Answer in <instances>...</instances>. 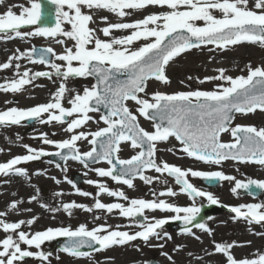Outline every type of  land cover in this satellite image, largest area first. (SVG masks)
I'll list each match as a JSON object with an SVG mask.
<instances>
[{
  "label": "snow or ice",
  "instance_id": "1",
  "mask_svg": "<svg viewBox=\"0 0 264 264\" xmlns=\"http://www.w3.org/2000/svg\"><path fill=\"white\" fill-rule=\"evenodd\" d=\"M29 3L30 6L19 5V13L13 11L14 6L0 13V40L63 37L66 39H57L56 42L64 45V49L61 53H56L52 47L37 49L33 46L28 50H17L18 54L10 56L8 62L0 63V69H9L14 60L27 59L32 63L47 65L51 71L32 72L25 68L19 73L20 64L16 63L18 78L6 80L0 84V90L18 92L38 77L52 79L53 74L61 82L46 103L0 110V124L19 125L25 120H39L41 124L56 122L62 126L66 124L64 131L71 135L62 140H53L47 133H41L39 138L43 144L53 145L57 151L48 153L43 148L34 149L23 145L27 154L0 162V174L24 176L27 174L26 169L18 165L46 155L59 156L63 161H79L85 167H88V161H106L108 168L93 169L100 177H110L131 188L135 186L133 180L136 177L145 183L159 179L144 174L146 169H153L157 173H167L174 177L175 184L180 186L179 193L187 194L192 203L182 207L160 198H135L126 206L119 202L106 204L99 198L94 199L92 207L95 209L106 210L108 213L119 210L121 217L130 218L133 226L139 228L134 232L117 230L107 224L88 228L84 223L76 227H47L42 231L27 232L22 230V225L31 227L37 217L15 222L0 218V229L5 234L0 238V264H21L29 257L47 261L51 253L31 251L29 248L39 250L46 241L57 237L66 238L59 250L73 257H89V252L82 251L84 248L99 252L137 239L148 242L153 236L170 240L172 237L167 232L162 237L160 231L170 220L181 221V231L185 234L195 236L192 229L196 228L211 236L212 229L205 222L197 220L201 207L197 206L196 198H206L211 205L220 202L211 192L194 186L189 176L209 181H234V187L231 188L233 193L243 189L252 195L254 189L264 190V179H248L245 182L223 171L182 169L166 161L157 162L156 159L157 142L175 138L184 154L206 164L220 165L223 161L233 160L264 166V127L241 124L233 126L236 114H248L257 109L264 111V65L253 66L249 63L245 66L246 75L236 76L228 75L225 69L220 68L216 75L198 79L200 85L211 81V90L197 88L172 93L155 91L151 99L146 98L147 81L155 79L162 84H169L167 66L189 50L211 45L223 51L245 42L264 46V0H51L55 5V23L51 26L43 24L44 0H29ZM149 7L160 10L130 22L111 23L107 16H102L100 19L106 26L99 29L89 26L95 23L94 14L97 10H107L125 18L132 16L135 10H147ZM84 9L90 11L85 12ZM112 30H127L128 34L116 37L112 35ZM97 31L102 32L107 39H101ZM66 40L73 42L71 47L67 46ZM70 77H93L96 83L85 87L82 94L77 91L68 98L70 107H66L63 101L66 93L72 90L67 88L65 81ZM142 93L143 97L140 95ZM129 100L137 105L136 113L139 116L152 121L153 130L140 126L137 115L127 106ZM101 108L106 109V114L102 113L99 119L106 127L94 132L76 131L92 119L88 115L90 112H100ZM223 133H230L232 141L222 142ZM80 140H87L91 145L90 150L81 151L77 146ZM121 142H130L131 147L139 151L129 159H120L118 153ZM168 150L172 151L171 148ZM68 183L72 184V181L68 180ZM87 183L97 186V197L106 193L129 200L125 192L110 190L104 183L93 180ZM164 183L167 184V181ZM73 187L76 188V185L73 184ZM76 191L84 196L92 195L78 188ZM177 194L172 187H167L159 193V197ZM35 199V196L30 197L29 202ZM19 203L12 201L10 210H16ZM41 206L52 212L60 210L50 208L47 204ZM222 206L235 214L234 220L264 226V202ZM92 207L76 202L62 204L63 210L70 215L74 208L92 211ZM146 210L167 211L175 215L149 217L145 215ZM6 216L7 212L0 211V217ZM195 238L200 239L198 236ZM213 245L214 253L222 254L225 258L223 264H264V252L260 251L236 258L231 251L233 247L239 246L235 241L224 243L213 240ZM180 247L177 245V250ZM162 255L169 261L173 260L167 252H162Z\"/></svg>",
  "mask_w": 264,
  "mask_h": 264
},
{
  "label": "rangeland",
  "instance_id": "2",
  "mask_svg": "<svg viewBox=\"0 0 264 264\" xmlns=\"http://www.w3.org/2000/svg\"><path fill=\"white\" fill-rule=\"evenodd\" d=\"M27 0H2L0 2V13L7 10L9 6H14L13 11L19 13V5L29 6ZM88 12L90 10L85 9ZM158 8L149 7L147 10H135L134 14L130 17L120 18L107 10H97L94 14L95 23H91L89 26L92 28H102L106 26L100 19L102 16H107L108 21L111 23L117 22H130L137 18H142V15L150 12L159 11ZM202 23V22H201ZM68 27V26H66ZM28 30V29H23ZM128 34L127 30H112V35L119 37ZM97 35L101 39H107L103 36V33L97 31ZM57 39H66L63 37L57 38H45V37H31L25 39H13V40H0V63L8 62L10 56L18 54L17 50H28L34 45L47 46L52 42V47L56 53H61L64 49V45L57 43ZM67 46L71 47L73 42L66 40ZM211 49V50H210ZM20 64L19 73H22L25 68L36 71H51L48 66L32 63L27 59H21L20 61H13V66L9 69H0V84L6 80L10 81L14 78H18L17 69L15 64ZM56 63H63L56 61ZM75 63V62H74ZM251 63L253 66L264 65V46L253 43H241L236 46H231L226 50L219 51L214 46H207L203 49H192L186 53L175 58L166 68V75L170 79V83L165 85L159 81H148L146 86V92L148 96L146 98L151 99V94L155 91H162L165 93H172L175 91H187L190 89L200 90H211L213 84L211 81H206L203 85H200L198 79H203L205 76H212L217 74V69H225L226 74L236 76L245 74V66ZM182 68L186 69V72H182ZM188 77H192L191 80ZM55 81V83L53 82ZM184 81V83H181ZM60 79L53 74L52 79L46 77H38L31 84L25 85L18 92H4L0 90V110H5L8 107H20L27 108L37 104L46 103L51 99V93L55 92ZM68 89L72 90L66 93V98L63 101L66 107H70L67 103V99L78 91L82 94L85 87H91L94 84L91 77H70L65 81ZM142 97L144 94H140ZM7 102V103H6ZM127 106L131 111L137 115L138 122L141 127L146 130L152 129V121L145 119L143 116H139L136 113V107L134 101H127ZM92 117L85 126L76 131L94 132L99 128L106 127L103 121L99 119L100 113L90 112L88 114ZM46 118V117H45ZM236 124L241 125H254L256 127H264V111H255L245 115H235L233 126ZM65 125H60L56 122L51 124H41L39 120L33 130L29 133H24V127L20 125L15 126H0V142L4 145H0V152L3 150L5 157L0 158V161L5 160L14 154H24L26 149L23 145H29L34 149L49 147L45 146L42 140L39 138L41 133H47L50 139L62 140L68 138L70 133L64 131ZM55 133V135H53ZM91 139V137H89ZM230 133H224L221 135V140L228 142L232 141ZM22 144V147L20 146ZM77 146L81 151L90 150L91 145L87 140L77 141ZM18 148V149H17ZM21 148V149H19ZM172 149L169 151L168 149ZM181 145L176 143L172 139L169 142L158 144L156 159L157 162L166 161L169 164L179 166L182 169L192 168L193 170H219L223 171L226 175L235 177L236 179H264V166L256 165H244L234 161H224L220 165L212 164H201L197 160L188 157L181 150ZM138 149H133L131 144L125 142L120 146V152L118 153L120 159H127L135 155ZM35 164V165H34ZM50 163L44 157L36 160L35 162H29L26 167V176L20 178H11L9 175H2L0 182L8 181L9 187H14L18 191L16 192L15 199L20 201L17 209L11 211L10 214H16V217L27 220L31 216V211L35 208L29 202L30 192L25 193V186L37 185L39 187L44 186L47 188L48 206L50 208L60 209L59 211L42 212L41 210H34L39 216L36 224L39 226H31V228H45V227H59V226H71L76 227L81 223H84L88 228L96 227L100 224L111 225L117 230H125L134 232L139 230L138 227L133 226L130 218L121 217L119 210H113L112 213H108L106 210L95 209L93 206L94 199L99 198L103 203L119 202L127 206L131 199L142 198V199H165L168 202L174 203L178 206H189L192 203L190 197L187 194L179 193V185L175 184L174 177L168 176L167 173H157L154 170L144 172L149 177H159V179H153L151 183H145L140 179L133 180L134 187H128L127 185L118 184L106 177H100L93 170L97 167H108L107 164L99 163L96 165L85 167L76 163H68L65 168L57 173L54 166L49 165ZM38 169L35 171V169ZM44 168L48 171V177L44 178L41 172ZM66 169V171H65ZM77 173L82 176L84 180H93L106 184L110 190H120L125 192L129 200H124L120 197H112L106 193L99 194L97 197L98 188L95 184L91 186H77L81 192H90L92 195L86 197L76 191L73 184L68 183V180L73 181L72 174ZM35 174V175H34ZM55 179H53L54 176ZM37 176V177H36ZM67 177V179H65ZM60 179L58 184L55 180ZM189 181L196 187L201 186L199 179L196 177H188ZM167 181V184L164 181ZM55 182V183H54ZM4 183V182H3ZM73 183V182H72ZM167 187H172L178 194L176 196H163L159 197V193L165 191ZM234 187V181H220V185L217 189H207L211 192L219 202L226 205H238L241 203H253V202H264V194L259 199H252L247 197H236V193L231 191ZM204 190L203 188H201ZM14 190V189H13ZM29 191H32L30 188ZM76 191L77 193H73ZM153 193L157 195L154 196ZM10 195H13L10 192ZM33 196H36L33 190ZM80 197V198H79ZM38 201V199H36ZM76 202L77 204L87 205L92 207V211H87L83 208H74L71 210V215L65 212L62 208L63 203ZM197 206L204 208L207 205L206 198H196ZM36 204V202H33ZM36 215V214H35ZM145 215L149 217L164 218L175 215L171 212H159L145 211ZM235 214L229 213L220 207H208L206 208L204 219L208 227L213 231V235H209L200 229L193 228L192 232L195 236L200 237L196 239L195 236L185 234L182 231L170 230L168 226H164L161 231L167 232L172 239L161 238L157 239L155 236L151 237L148 242L142 239H137L134 242H130L124 245H114L110 248L101 250L99 252L90 253L89 257H63L61 260L64 264H146L150 259H157L161 264H223L224 257L222 254L214 253L213 240L216 242L232 243L237 242L239 246H235L231 249L232 253L236 258H243L250 256L251 254L260 251L264 252V235H257V233H264V229L260 225L249 224L243 220H234ZM99 217V219H97ZM211 217L212 219H208ZM22 227L30 228L27 225ZM250 242V243H247ZM163 245V248L158 247ZM177 245H180V249L177 250ZM162 252H167L173 257L172 261H169L166 256L162 255Z\"/></svg>",
  "mask_w": 264,
  "mask_h": 264
},
{
  "label": "flooded vegetation",
  "instance_id": "3",
  "mask_svg": "<svg viewBox=\"0 0 264 264\" xmlns=\"http://www.w3.org/2000/svg\"><path fill=\"white\" fill-rule=\"evenodd\" d=\"M27 1L29 2V0H27ZM46 1L48 2L49 7L52 9V11L55 12V5H53L51 3V0H46ZM29 5H30V3H29ZM65 10H67V9H65ZM56 170L59 171L57 167H56ZM41 175H42V177L47 178L48 177V171L44 168V170L41 172ZM54 177H57V176H54ZM57 181H59V182H57ZM3 182H0V211L7 212V216L6 217H0V218L6 219L8 222L19 221L18 217L14 218L16 216V214H10L11 211H14V210H10V204L12 201H16L15 195H16V192L18 190L14 187L13 188L9 187L10 184H14V183H3ZM55 182H57L59 184L60 180L59 179L55 180ZM87 185H90V184H87ZM30 188L32 189V191H29ZM33 190H34V193L36 194L37 199H38V202L35 201L36 204H33L32 201L30 202L31 205H33V207L35 208L34 210L38 209L44 213L47 212L48 208L41 206L42 204L48 205L47 188L44 186L39 187L37 185L29 186V184H27V186H25V193L30 192V196H27L28 198L33 197ZM12 191H13V195L11 196L10 192L12 193ZM73 193H77V192L74 191ZM236 194L237 195L239 194L238 191ZM34 210L31 209V213L29 215L31 217H33V216L37 217V220H38L39 216H37L38 214ZM23 220H25V219H23ZM35 225L39 226V224L38 223L36 224V222L32 226H35ZM22 226H24V225H22ZM46 228L47 227H45V229ZM22 230L27 231V232H35V231H42L43 228L37 229V228H31V227L30 228L22 227ZM4 235L5 234L3 233V230L0 229V238H3ZM57 240L58 239L55 238L52 241H46L41 246V249H39V250L35 249L34 247L29 248V250H31V251H43L46 254L51 253V255L49 256V259L47 261H42L39 258L29 257V258H25L24 261L21 262V264H64V262L61 260V258L65 257L66 254L57 250V248H56ZM22 247L28 248V246H26V245H22Z\"/></svg>",
  "mask_w": 264,
  "mask_h": 264
},
{
  "label": "water",
  "instance_id": "4",
  "mask_svg": "<svg viewBox=\"0 0 264 264\" xmlns=\"http://www.w3.org/2000/svg\"><path fill=\"white\" fill-rule=\"evenodd\" d=\"M49 19V18H47ZM37 49H40L42 47H36ZM94 79V78H93ZM94 82L96 83V80L94 79ZM100 113L102 114H106V109H103L101 108L100 110ZM25 124L29 125L30 127L33 126L34 124V120H25L23 121ZM97 149L99 150V144H97ZM60 151H66V150H60ZM50 158L51 161H54L60 165H62L65 161L61 160L59 156H55V155H49L48 156ZM99 162V161H98ZM97 163V162H95ZM88 164H94L93 162L91 161H88ZM117 168H119V165H117ZM146 170H149V169H146ZM138 178V177H136ZM202 183L205 185V186H208V187H212V188H216L218 186V180H212V181H209V180H206V179H202ZM260 193V189H254L253 190V194L254 196H258ZM201 219V216H199L197 218L198 221H200ZM171 227H176L177 229H182L183 225H182V222L181 221H176V223H173L171 225ZM91 249H88V248H84L82 249V251H89ZM149 264H159L158 262L156 261H150Z\"/></svg>",
  "mask_w": 264,
  "mask_h": 264
},
{
  "label": "bare ground",
  "instance_id": "5",
  "mask_svg": "<svg viewBox=\"0 0 264 264\" xmlns=\"http://www.w3.org/2000/svg\"><path fill=\"white\" fill-rule=\"evenodd\" d=\"M84 11H85V9H84ZM47 47H54V44L52 42H50V44H47ZM182 72H186V69L182 68ZM0 126H1V124H0ZM0 145L2 146L3 143H0ZM4 153H7V152H5V151L3 152V150H1V152H0V158L1 159H3L5 157ZM232 214H234V213H232ZM252 224H255V223H252ZM256 225H259V224H256ZM260 227L262 229H264V226L260 225Z\"/></svg>",
  "mask_w": 264,
  "mask_h": 264
}]
</instances>
